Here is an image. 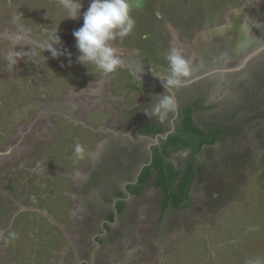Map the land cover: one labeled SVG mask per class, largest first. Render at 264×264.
I'll use <instances>...</instances> for the list:
<instances>
[{
  "label": "rangeland",
  "instance_id": "1",
  "mask_svg": "<svg viewBox=\"0 0 264 264\" xmlns=\"http://www.w3.org/2000/svg\"><path fill=\"white\" fill-rule=\"evenodd\" d=\"M90 2L80 0L81 15L71 19L64 18L66 12L60 0H0V264H61L66 259L65 247L72 249L77 243L70 231L64 233L59 228L69 230L73 220L65 226L58 214L69 217L64 208L70 206L65 194L72 189V177L78 174L76 166H89V147L96 146L99 130L105 131L89 118L107 112L87 111L97 101L106 104L107 98L113 99L117 87L129 96L140 87L139 81H132L122 70L121 74H104L78 62L80 53L72 33L82 26V14ZM242 2L128 0L135 26L128 36L117 37L111 44L126 67H142L140 73L134 72L137 80L150 77L152 71L166 74V55L172 48L181 50L185 58L195 57L197 54L190 53L197 50L192 40L215 35L200 34L203 30L226 22L228 28H233L226 34L239 36L241 25H233L237 18L250 21L260 14L264 18V10L245 11L250 0ZM235 5L243 7L232 10ZM244 13L247 18L240 16ZM56 30L61 43L54 47L66 50L70 56L53 58L49 51H43L42 45ZM257 45L254 42L226 63L203 71L200 66L196 72L201 75L238 66ZM263 59L264 51L252 61L257 63L255 67L222 74L231 79L230 89L236 91V96L230 99L236 100L229 101L232 107L210 110L200 119L207 127L220 123L229 131L228 148L221 149L219 160L211 152L203 157L207 168L212 169L214 186L205 199L193 201L200 208L194 207L192 214L182 220L177 239L169 244L143 238V247L153 249V264H264ZM198 64L190 65L193 68ZM189 78L192 76L182 81ZM151 80L155 82L151 92L158 93L161 80ZM92 86L97 87L96 95L94 91L92 94ZM193 95L199 93L194 90ZM190 98L182 100L183 104ZM86 113L88 118L83 119ZM77 143L84 147L85 158L77 159ZM183 214L179 211L178 218ZM170 246L174 249L171 254L167 252Z\"/></svg>",
  "mask_w": 264,
  "mask_h": 264
},
{
  "label": "crops",
  "instance_id": "2",
  "mask_svg": "<svg viewBox=\"0 0 264 264\" xmlns=\"http://www.w3.org/2000/svg\"><path fill=\"white\" fill-rule=\"evenodd\" d=\"M251 1L253 0H250V3ZM241 8L235 7V10L240 11ZM203 37V43L211 39L208 36ZM131 68L122 63L115 71L121 74L122 70L123 73L132 77V81H139L140 87L134 94L129 96L127 91L117 87L115 90L117 93L113 91V99L107 98L106 104L97 101L91 110L87 111V113L92 110L97 113L107 112L106 115H94L93 118H89L91 123L95 122L105 131L96 132L100 139L97 140L95 147L94 145L89 147L87 155L90 157L89 166L86 168L76 166L78 174L75 176V173L72 177V189L66 190L65 194L70 206L64 208L69 217H61L58 214L65 226L73 220L69 230L59 229L64 233L70 231L69 235L75 237L77 243L72 246V249L65 247L63 255L66 259L63 258L61 264H153V254L150 253L153 249L143 247L145 243L143 238L152 239L155 243L163 240L170 244L181 232L182 220L192 214L191 210L194 207L200 208L193 204V201L199 198L197 195H201L195 183L189 188V205H182L178 208L168 207L166 210L162 207L165 192L162 185L157 184L158 178L155 175L141 185H137L143 170L153 161L154 152H163L159 149L161 140H165L172 133L162 138L159 134L149 135L145 131L151 127L152 122H158L159 125L168 127L165 131L167 132L171 128L172 121H174L176 130L179 109L180 106H184L182 100L187 94L183 95L173 91L177 102V117L175 118V111H173L161 121L151 115V110L159 99L157 95L165 91L163 85L160 86L158 93L151 92L155 84L151 79L157 76L152 74L150 77L145 76V79L137 80L134 72L138 73L140 68ZM161 75L164 74L161 73ZM160 83L162 84V81ZM91 88L92 94L94 91L96 95L95 88L97 87L92 86ZM164 94L172 95L168 89ZM143 101H145L144 104ZM87 113L83 119L88 118ZM202 115L197 112L193 116L199 126H201L200 117ZM204 147L206 149L207 146ZM203 148L200 151L202 153ZM186 154L185 149L173 151L165 158L164 162L167 164L165 167L170 166L178 170L179 162L184 161ZM77 159L75 162L79 163L80 160ZM180 183L181 180H177L174 188H177ZM179 211L184 213L181 219L178 218ZM63 223L59 225L63 226ZM85 245L87 248L83 247ZM171 247L167 249L169 254L174 251ZM158 252L161 254L160 258L164 260V251L160 249Z\"/></svg>",
  "mask_w": 264,
  "mask_h": 264
},
{
  "label": "clouds",
  "instance_id": "3",
  "mask_svg": "<svg viewBox=\"0 0 264 264\" xmlns=\"http://www.w3.org/2000/svg\"><path fill=\"white\" fill-rule=\"evenodd\" d=\"M60 6L66 12L64 18L76 19L81 15L80 0H60ZM82 15V26L72 33L80 53L77 58L78 62L85 66L92 65L104 74L113 73L122 61L111 41L117 37L123 39L128 36L135 26V20L130 15L128 0H91L89 7ZM60 43L61 40L56 30L42 45L43 51H49L53 58L65 54L70 56L71 53H66V50L54 47ZM9 59H12L11 55ZM166 59L169 64L166 74L161 75L152 71L153 75L162 81L164 93L167 89L180 86L182 78L188 77L191 73L190 61L182 55L181 50L172 48L166 55ZM141 70L142 67L139 72ZM164 93L157 95L159 99L151 110V115L161 121L167 117L169 112L177 108L175 97ZM145 113L150 117L148 112L145 111ZM74 153L77 158H83L85 149L77 143L74 146Z\"/></svg>",
  "mask_w": 264,
  "mask_h": 264
},
{
  "label": "flooded vegetation",
  "instance_id": "4",
  "mask_svg": "<svg viewBox=\"0 0 264 264\" xmlns=\"http://www.w3.org/2000/svg\"><path fill=\"white\" fill-rule=\"evenodd\" d=\"M235 7H242V6L238 5ZM235 7H233V8H235ZM249 9L264 10V0H253V1H251V3H248L246 5L245 11H248ZM245 15L248 16L247 13ZM240 16H244V14L243 15L241 14ZM249 16H250V14H249ZM238 20H239V18H237L236 21L233 22L234 23L233 25L236 28H238V26L241 25L242 20L241 21H238ZM248 23H250V24H248ZM245 25L246 24L241 25V27H240L241 28V31H240L241 34L239 36H238V34H236L234 36L226 34L224 36L219 37V36H217V34H215V35H211L210 36L211 39L207 40V42L206 41H204V43L202 42V45L201 44L197 45L198 41L192 40V43L194 45L193 47H195V48L197 47V50H194L190 53H192L194 55L197 54V55L195 57H190L191 56L190 55L186 59H188L190 61V64H192V65L193 64L196 65L197 63H199L196 67H193V68H196L195 70L193 68H191L190 75L192 76V78L200 75L196 72V70L199 69L200 66H201L200 71L208 70L209 66H217L219 63H226L227 61L230 60L231 56L234 53L240 54V52L243 48H247L248 46L250 47L252 45V43L256 42V44L260 45L261 43L264 42V41L263 42L261 41V38L264 37V18L261 17V14L259 15L258 18H255L254 20L247 21V25H249L250 28L254 27L251 31L253 32V34H255V36L253 34H249V33L245 34V32L243 31V27H242ZM230 30H233V28H231ZM194 37L196 38V36H194ZM246 37H249V38H246ZM217 38L218 39L220 38V39L218 40ZM226 38H227V42H226ZM242 44H243V47H239V45H242ZM226 45L228 46L227 48H222V46L225 47ZM189 50H191V49H189ZM249 52H250V50L248 51V53ZM261 52L262 51L255 54L243 67H249V68L255 67L257 63L253 64L252 61L255 58L259 57V54ZM211 58L214 60L213 62L211 61ZM242 61H243V59L241 60V62ZM211 63H212V65H211ZM190 67H192V66L190 65ZM225 69L220 68V69L209 70V71L203 73L205 75L203 77L197 79L196 81H193V82L186 84V85L180 84V86L176 87V89L174 90L176 93H179L180 91L184 92L185 90L188 89L186 97L191 96V98L187 101L186 104L193 103L198 99H201L204 105H208L209 103H219L217 106L210 108V109H196L193 112V116L197 112L200 114H204L205 112H208L210 110L219 109V107H221V106H224V107L225 106H229V107L233 106V105H229V101L232 102V100H236V98L230 99L231 96H233L236 91L233 93L232 92L233 90L230 89L231 79L227 78L226 76H224L222 74H227L228 72H234L235 70L225 71ZM206 73H208V74H206ZM194 90L196 93H199V96L193 95ZM189 91H193V93L192 92L190 93ZM235 96H236V94H235ZM217 114H218V112H217ZM200 121H201V126H202V127L201 126L200 127L203 130L209 131V130H213L216 128L222 129V132L218 135L219 140H217V137H216L217 141L215 140V142L212 143L211 145H207L206 150L204 147L203 153L198 152L194 157V170H195L196 176L192 182V185H194V183H195L196 186L199 187V189H200L201 195H197V196H199V198L205 199V197L210 194V189L212 188V186H214L213 185L214 183H212V177H211L212 169L210 167L207 168L208 162L203 157H205L208 152H211V154L213 155L214 158H216L218 160L221 159L222 158V152H221L222 150L221 149H223L225 151L228 148L227 145L230 142V138L227 134V132H229V131H227L224 127L220 126L219 125L220 123H218V125L216 124L214 126L207 127L205 125L204 120L202 121L200 119ZM208 149H210V150H208ZM228 150H231V148H229ZM188 154H189V152L187 150L186 158L184 159V161L181 160V162H179L180 167L178 168V170H180L182 172L186 168L187 163L189 161L190 157L188 156ZM131 157H132V155H131ZM210 161L213 162V160H211V159H210ZM180 163H182V164H180ZM206 169H208L209 171H207ZM208 190H209V192H208ZM213 195H215V194H213Z\"/></svg>",
  "mask_w": 264,
  "mask_h": 264
},
{
  "label": "trees",
  "instance_id": "5",
  "mask_svg": "<svg viewBox=\"0 0 264 264\" xmlns=\"http://www.w3.org/2000/svg\"><path fill=\"white\" fill-rule=\"evenodd\" d=\"M217 103H209L204 105L201 99L193 103L180 106L179 115L176 119V130L168 135L165 140H161L159 149L163 152H154L153 161L147 166L138 180V186L145 180L155 175L158 178V183L161 184L164 192V202L162 207L166 210L168 207L178 208L182 205H189V188L195 178L194 157L200 152L203 146L211 145L215 142L216 137L222 132V129L216 128L213 130H203L193 119V112L196 109H210ZM168 127L159 125L158 122H152L151 127L145 133L149 135L161 134ZM188 150L189 161L186 168L182 171L172 169L164 160L173 151ZM166 164V165H165ZM155 173V174H154ZM177 180H181L180 185L174 188Z\"/></svg>",
  "mask_w": 264,
  "mask_h": 264
},
{
  "label": "water",
  "instance_id": "6",
  "mask_svg": "<svg viewBox=\"0 0 264 264\" xmlns=\"http://www.w3.org/2000/svg\"><path fill=\"white\" fill-rule=\"evenodd\" d=\"M243 7V6H242ZM233 10V9H232ZM229 12H230V10H229ZM246 13H244V17H246L247 18V16L245 15ZM262 22V21H261ZM244 25V24H246L245 26H243V31L245 32V34L246 33H249V31H251L254 27H249V25H247V20H245V19H243L242 21H241V25ZM248 24H250V23H248ZM227 23L225 22V23H223L221 26H216V27H213V28H210L209 30H203L202 32H200V34H202V33H205V35H207V34H211V33H214V34H217V36H224V35H226V32H228L231 28H228L227 26ZM260 26V25H259ZM258 26V27H259ZM239 27V26H238ZM236 28V27H235ZM231 31V30H230ZM202 36H204V35H202ZM218 39V38H217ZM220 39V38H219ZM218 39V40H219ZM227 39V38H226ZM199 42V41H198ZM200 42H203V40H200ZM239 47H243V44L242 45H239ZM264 50V43H261L260 45H258V46H256L252 51H250L244 58H243V61L238 65V66H235V67H232V68H227V69H225V71H231V70H238V69H240V68H242L255 54H257V53H259L260 51H263ZM209 73V72H208ZM208 73H206V74H208ZM205 74H201V75H199V76H195V77H193V78H190V79H188V80H184V81H182V83H181V85H186V84H189V83H191V82H193V81H196L197 79H199V78H201V77H203ZM169 91H170V93L175 97V94H174V92H173V90H171V89H168ZM175 100H176V97H175ZM176 104H177V102H176ZM177 114H178V109L176 108V110H175V118L177 117ZM175 131V124H174V121H172V125H171V128H170V130L169 131H167V132H165L164 134H159V136L160 137H162V138H166L167 137V135L169 134V133H171V132H174ZM158 136V137H159ZM218 137L219 136H217V140H219L218 139ZM216 140V141H217Z\"/></svg>",
  "mask_w": 264,
  "mask_h": 264
},
{
  "label": "bare ground",
  "instance_id": "7",
  "mask_svg": "<svg viewBox=\"0 0 264 264\" xmlns=\"http://www.w3.org/2000/svg\"><path fill=\"white\" fill-rule=\"evenodd\" d=\"M243 27V26H242ZM239 34V33H238Z\"/></svg>",
  "mask_w": 264,
  "mask_h": 264
}]
</instances>
